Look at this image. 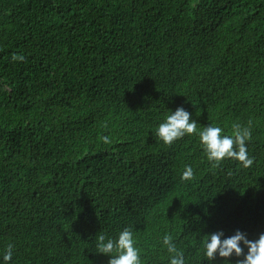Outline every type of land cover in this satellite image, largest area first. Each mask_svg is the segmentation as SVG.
Listing matches in <instances>:
<instances>
[{
  "label": "trees",
  "instance_id": "1",
  "mask_svg": "<svg viewBox=\"0 0 264 264\" xmlns=\"http://www.w3.org/2000/svg\"><path fill=\"white\" fill-rule=\"evenodd\" d=\"M180 107L197 133L165 146ZM235 124L253 165L213 167L198 132ZM125 228L141 264L264 233V0H0V264H108Z\"/></svg>",
  "mask_w": 264,
  "mask_h": 264
},
{
  "label": "clouds",
  "instance_id": "2",
  "mask_svg": "<svg viewBox=\"0 0 264 264\" xmlns=\"http://www.w3.org/2000/svg\"><path fill=\"white\" fill-rule=\"evenodd\" d=\"M12 59L23 61L24 57L14 54ZM196 133L197 123L191 120L190 114L183 107H180L159 124L155 136L157 141L165 146H171L184 136ZM198 138L206 159L213 167L219 166L226 159L237 161L244 168H249L254 163V158H249L246 147V142L251 139V131L248 127L235 124L231 135H226L223 134L221 127L208 125L198 132ZM101 139L104 143L110 142L106 136ZM193 178V169L191 166H186L181 180L189 181ZM222 235V232H217L203 236L202 249L206 260L213 261L218 256L228 261L235 255L243 257L238 259L236 264H264V233L260 234L256 240L247 239L246 235L239 231L225 239H221ZM172 241L171 235L166 234L163 237V245L170 254L169 264H185L183 252L178 251ZM96 247L98 254L110 257L108 264H141L140 252L135 247L133 232L128 228L121 231L116 239L99 234ZM12 255L13 245L9 244L2 257L3 264H9Z\"/></svg>",
  "mask_w": 264,
  "mask_h": 264
}]
</instances>
